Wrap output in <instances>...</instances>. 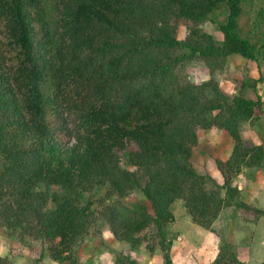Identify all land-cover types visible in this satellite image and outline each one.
Listing matches in <instances>:
<instances>
[{"label":"trees","instance_id":"obj_1","mask_svg":"<svg viewBox=\"0 0 264 264\" xmlns=\"http://www.w3.org/2000/svg\"><path fill=\"white\" fill-rule=\"evenodd\" d=\"M213 16L220 39L204 27ZM234 56L261 68L264 0H0L5 235L41 240L40 260L81 264L78 247L105 224L130 251L176 264L170 229L181 199L192 223L220 238L210 264H248L236 231L264 209L236 179L264 164V142H249L241 125L264 117V100L261 78L234 94L221 87ZM193 62L205 63L207 81L191 79ZM214 128L232 139L227 159L201 143L199 132ZM136 191L144 200L130 203ZM228 207L242 223L226 234L214 223ZM115 263L141 264L123 251ZM0 264L15 263L0 255Z\"/></svg>","mask_w":264,"mask_h":264},{"label":"rangeland","instance_id":"obj_2","mask_svg":"<svg viewBox=\"0 0 264 264\" xmlns=\"http://www.w3.org/2000/svg\"><path fill=\"white\" fill-rule=\"evenodd\" d=\"M215 15V14H214ZM222 15V13L220 14ZM222 21L223 17L219 16ZM218 19V18H217ZM213 16L204 27L221 38L218 21ZM219 22V21H218ZM187 71L191 79L196 83H202L209 79V70L203 62L189 64ZM221 87L225 92L234 94L241 90L243 81L248 84L257 82V90L264 100V61L261 68L242 57L234 56L228 61L227 66L217 75ZM247 96L253 97L254 90L247 89ZM245 138L252 144L264 142V117L254 124L243 122L241 125ZM201 143L209 144L215 155L227 159L232 152L233 142L230 135L220 129L201 130L199 132ZM131 167V166H130ZM210 169H214V163H210ZM219 177V174L216 173ZM236 183L242 189L243 198L249 203L264 209V164L257 168H244L237 177ZM130 203L144 200L141 192L136 191L128 198ZM176 221L170 229V237L174 244V260L176 264H210L220 250V238L211 231L205 230L192 223L191 217L186 212L183 200H177L173 207ZM242 223L238 209L225 208L214 223V228L226 234ZM99 233L92 235L85 243L78 247V256L81 264H116L115 254L118 251L131 252L141 264H163L161 252L149 255L143 248L136 251L119 242L109 230L102 224L98 228ZM238 239L239 256L248 264H259L264 261V217L258 223H251L243 230L236 231ZM44 244L41 240L34 241L31 245H25L17 237H7L0 228V255L11 258L15 264H60L48 257L40 260Z\"/></svg>","mask_w":264,"mask_h":264},{"label":"crops","instance_id":"obj_3","mask_svg":"<svg viewBox=\"0 0 264 264\" xmlns=\"http://www.w3.org/2000/svg\"><path fill=\"white\" fill-rule=\"evenodd\" d=\"M172 251H173V253H174V247L172 248Z\"/></svg>","mask_w":264,"mask_h":264}]
</instances>
